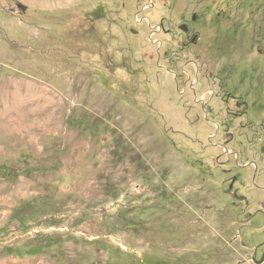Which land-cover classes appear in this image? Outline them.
Returning <instances> with one entry per match:
<instances>
[{"label":"rangeland","instance_id":"374dc122","mask_svg":"<svg viewBox=\"0 0 264 264\" xmlns=\"http://www.w3.org/2000/svg\"><path fill=\"white\" fill-rule=\"evenodd\" d=\"M0 264H264V0H0Z\"/></svg>","mask_w":264,"mask_h":264}]
</instances>
